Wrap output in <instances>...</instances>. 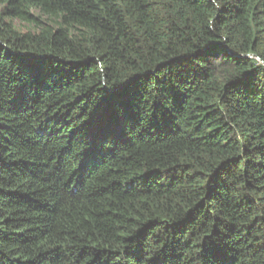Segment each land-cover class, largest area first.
Returning a JSON list of instances; mask_svg holds the SVG:
<instances>
[{
  "label": "trees",
  "instance_id": "obj_1",
  "mask_svg": "<svg viewBox=\"0 0 264 264\" xmlns=\"http://www.w3.org/2000/svg\"><path fill=\"white\" fill-rule=\"evenodd\" d=\"M0 264H264V0H0Z\"/></svg>",
  "mask_w": 264,
  "mask_h": 264
},
{
  "label": "rangeland",
  "instance_id": "obj_2",
  "mask_svg": "<svg viewBox=\"0 0 264 264\" xmlns=\"http://www.w3.org/2000/svg\"><path fill=\"white\" fill-rule=\"evenodd\" d=\"M17 27H18V29L21 30V31H27V30L30 29L29 26L24 25V24H22V23H17Z\"/></svg>",
  "mask_w": 264,
  "mask_h": 264
}]
</instances>
